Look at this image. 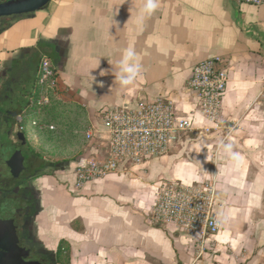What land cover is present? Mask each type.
Returning <instances> with one entry per match:
<instances>
[{
    "label": "crops",
    "instance_id": "1",
    "mask_svg": "<svg viewBox=\"0 0 264 264\" xmlns=\"http://www.w3.org/2000/svg\"><path fill=\"white\" fill-rule=\"evenodd\" d=\"M143 3L52 0L37 13L3 18L14 21L0 34V92L19 108L35 91L31 83L36 85L41 58L51 59L58 97L30 138L32 148L65 159L70 173L65 179L57 172L37 174L45 163L35 164L28 185L37 204L31 241L46 255L69 249L71 264H220L223 256L243 264L238 251L253 239L257 254L248 264H264V221L257 220L264 213V7L237 0H159L140 29L136 16ZM129 46L141 55L143 70L126 91L114 84L111 69ZM215 58L230 69L220 129L213 126L193 140L184 139L192 133L183 135L167 156L143 168L140 180L119 173L76 187L78 161L108 154L105 111L164 97L179 115L194 111L204 125L186 85L197 63ZM221 142L232 145L239 162L217 156ZM176 179L214 186L223 229L204 242L214 240L218 248L230 243L236 252L210 256L174 226H151L155 185Z\"/></svg>",
    "mask_w": 264,
    "mask_h": 264
},
{
    "label": "built area",
    "instance_id": "2",
    "mask_svg": "<svg viewBox=\"0 0 264 264\" xmlns=\"http://www.w3.org/2000/svg\"><path fill=\"white\" fill-rule=\"evenodd\" d=\"M237 1L264 7V0ZM229 83L230 69L221 58L204 60L193 67L186 87L195 96L196 113L204 120L202 126L198 125L194 111L179 115L174 101L164 97L152 101L142 98L134 107L105 111L102 124L109 138L108 154L103 160L83 158L78 161L74 170L76 187L79 189L114 174L143 169L149 162L168 155L171 147L187 133L220 129ZM57 86L54 65L44 56L37 73L34 97L29 108L16 118L18 132L26 131L24 122L32 112L37 117L32 125L40 128L39 118L44 109L53 97H58ZM87 136L91 139L94 135L90 132ZM215 192L211 183L186 184L179 179L161 181L149 223L160 227L174 226L177 232L199 241L215 237L222 228L215 212Z\"/></svg>",
    "mask_w": 264,
    "mask_h": 264
},
{
    "label": "flooded vegetation",
    "instance_id": "3",
    "mask_svg": "<svg viewBox=\"0 0 264 264\" xmlns=\"http://www.w3.org/2000/svg\"><path fill=\"white\" fill-rule=\"evenodd\" d=\"M17 110L9 94L0 93V162L3 166L0 170V215L8 212L5 215L13 220L19 248L30 251L29 256L24 258L25 262L49 264L47 255L35 251L31 245L30 222L37 204L36 196L28 185L40 158L31 149L28 137L24 145L17 136ZM0 252H3L2 248Z\"/></svg>",
    "mask_w": 264,
    "mask_h": 264
},
{
    "label": "rangeland",
    "instance_id": "4",
    "mask_svg": "<svg viewBox=\"0 0 264 264\" xmlns=\"http://www.w3.org/2000/svg\"><path fill=\"white\" fill-rule=\"evenodd\" d=\"M4 1H9V0H4ZM12 19L10 20H0V34L1 32L3 31V29H5L9 23H11ZM3 78V76H0V80ZM7 78V80H6ZM6 78H4V82H7L9 81L8 77L6 76ZM28 82V80H27ZM2 84V82H0V85ZM0 91H2L0 89ZM1 93V92H0ZM45 117H46V114H45ZM36 114L35 113H31L29 114L27 117H26V120L24 122V126L26 128V134H27V137L29 138V142L30 144L32 143L31 142V138L30 137H33V133L35 131V129H38V127H34L32 125V122L34 120H36ZM225 118V117H224ZM45 121V120H44ZM203 131H200V130H197V131H194V132H190L192 134H188L189 136L188 137H184V139L186 138H189V139H197V138H201V136L203 134H208L209 132H203ZM187 135V134H186ZM185 136V135H184ZM32 144H31V149H33L34 153L36 154V156H38L40 158V161H42L43 163H45L42 170L40 171V173H37V174H43V173H47V174H52L54 176H57L56 172L59 173L58 177H63V179H65V177H67L66 175H69V169H65L66 167V164L65 163V159H60V158H49L46 154H44V151L43 150H37V149H34L32 148ZM31 154V153H30ZM167 156V155H166ZM3 169V166L0 162V170ZM37 170V169H36ZM144 169H140V170H137V171H130L129 173H125L124 175L128 176L129 178L131 179H135L134 177H137V179L140 180V175L142 173H144ZM33 176V175H32ZM142 184H145L143 182V180L141 181ZM159 183H157L155 186H158ZM216 210V209H215ZM264 214V213H263ZM263 214H259V218H257V220L259 221H264V216L263 218H261L260 215H263ZM152 215V212L149 216V218L151 217ZM221 223V231L223 229V225H222V222L220 221ZM152 226V225H151ZM163 226V225H162ZM155 227V226H154ZM156 227H160V225L156 226ZM264 229V222L262 223V225L260 226L259 229ZM252 231L255 230V228L251 227ZM209 239H213V237L209 238ZM253 240V239H252ZM251 240V243L249 244V248H241V250H239V256H241L242 260H243V264H248V262H250L254 255L257 254V244H255L254 242H252ZM216 242V241H215ZM214 240H210L209 242H204V241H199V239L197 238V240L194 241L195 243V247L198 248L199 250L203 249V247H205L203 250H205V252H208V254L211 256V255H214L216 253H218L220 256L222 255V253H226V255L230 254L231 252H236V249H233L231 247V244L230 243H224L222 246L223 248H218L217 247V243H215ZM193 243V244H194ZM197 243V244H196ZM205 244V245H204ZM259 244H262V247L264 248V234H263V238L261 239V241H259ZM32 245V248L35 250V251H38V247L37 245H35V243H31ZM197 245V246H196ZM196 251V249H195ZM198 252V251H197ZM232 255H235V254H232ZM71 254L69 251L67 250H64V252H61V254L58 256L57 254H48L47 257L49 259V264H71ZM264 257V251L262 252L260 258ZM264 260V258H263ZM182 264V263H181ZM220 264H235V260L234 259H231V258H227L225 256L222 257V261Z\"/></svg>",
    "mask_w": 264,
    "mask_h": 264
},
{
    "label": "water",
    "instance_id": "5",
    "mask_svg": "<svg viewBox=\"0 0 264 264\" xmlns=\"http://www.w3.org/2000/svg\"><path fill=\"white\" fill-rule=\"evenodd\" d=\"M52 0H9L0 2V19L24 16L37 13L49 6ZM17 136L20 141L27 143V134L18 132ZM12 169H15L11 166ZM8 212H2L0 215V264H40L36 261L25 262L24 258L28 257L30 251L21 249L18 246V237L15 226Z\"/></svg>",
    "mask_w": 264,
    "mask_h": 264
},
{
    "label": "clouds",
    "instance_id": "6",
    "mask_svg": "<svg viewBox=\"0 0 264 264\" xmlns=\"http://www.w3.org/2000/svg\"><path fill=\"white\" fill-rule=\"evenodd\" d=\"M159 8V0H144L142 7L137 11L136 23L137 27L142 29L146 19L150 18ZM132 18V16H131ZM111 64V63H110ZM112 65V64H111ZM143 64L141 55L132 46L123 49L120 59L117 64L112 65V74L115 77L114 84H118L121 89L130 90L133 88L137 81L141 78ZM101 76L107 75V72L102 71ZM225 155L230 160L239 162V154L232 150L231 144L221 142L217 156ZM207 156V160H208Z\"/></svg>",
    "mask_w": 264,
    "mask_h": 264
},
{
    "label": "trees",
    "instance_id": "7",
    "mask_svg": "<svg viewBox=\"0 0 264 264\" xmlns=\"http://www.w3.org/2000/svg\"><path fill=\"white\" fill-rule=\"evenodd\" d=\"M26 81H27V79H25ZM35 87V83H34V85H33V82L31 83V87ZM26 88H28V84L26 85ZM31 97V98H30ZM34 97V93L31 95V94H29V95H27V97H26V95H25V97H24V100L21 102V106L18 108V110H17V112H16V116H18V115H20L25 109H27V108H29V104H30V101H31V99ZM47 107H49V106H47ZM47 111H48V109L47 108H45L44 109V116H45V114L47 113ZM29 115V114H28ZM27 115V116H28ZM43 115L41 116L42 118L44 117ZM41 117L39 118V123L41 122L40 121V119H41ZM41 124V123H40ZM67 251H69V249H66ZM61 252H64V250H61V249H59L58 250V252H57V255L59 256L60 254H61Z\"/></svg>",
    "mask_w": 264,
    "mask_h": 264
}]
</instances>
